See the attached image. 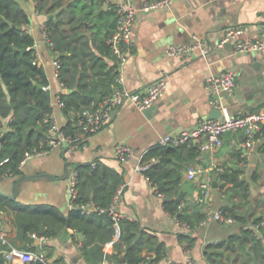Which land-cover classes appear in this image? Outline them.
I'll return each instance as SVG.
<instances>
[{"label": "crops", "instance_id": "1", "mask_svg": "<svg viewBox=\"0 0 264 264\" xmlns=\"http://www.w3.org/2000/svg\"><path fill=\"white\" fill-rule=\"evenodd\" d=\"M18 1L29 14L30 20L25 27L34 37V48L40 57L39 65L44 68L51 85L52 114L62 126L69 119L79 117L80 112L70 110L64 113L58 105L60 93L73 89L64 87L56 76L54 60L57 54L43 35L45 20L54 13L38 11L35 0ZM63 1L66 3L69 0ZM118 1L122 0H103L100 5L106 9ZM123 1L136 8L132 42L126 47L125 60L119 65L123 85L130 91L140 92L156 78L165 76L168 84L164 95L150 106L151 109L139 110L130 102L118 106L113 110L110 121L86 137L82 146L71 148L61 144L51 147L45 154L30 157L20 166V173L0 178V192L12 194L16 177L31 175V178L19 183L14 199L23 204H50L67 214L70 209V173L78 164L100 160L119 171L125 184L115 205V212L138 224L135 239L141 235L146 239L153 235L160 251L159 259L153 264L183 261L187 256L193 257L195 264H215L205 254L207 245L226 241L232 234L249 238L242 233L244 226L251 227L254 233L259 234L258 223H253V219H264V141L256 144L244 165L240 163V143L244 139L241 130L225 133L219 148L200 152L193 159L185 158L186 148L177 150L176 155H165L169 157L165 163L182 166V185L194 181L193 192H183L186 194L182 200L184 205L188 204L193 210L194 204L200 202L204 212L208 205L215 210L226 205L233 206L246 218L243 221L235 219L230 223H219L212 220L203 224L200 221L194 228L186 226L185 222L175 218L166 209L164 196L156 193L153 184L144 171L137 169V165L145 153L158 145L160 137L194 128L205 117L220 118V109L212 102L214 98L232 115L264 110V48L236 52L233 41L217 46L224 30L230 26H242L244 36L259 37L264 25V0H173L169 5L149 11L141 9L145 0ZM193 36L210 43L212 48L207 55L194 51L170 56L165 52L167 45L188 42ZM105 59L115 65L109 57ZM226 69L236 73L233 91L212 94L206 88V80ZM88 71L90 78L95 76L90 68ZM3 124L6 129L8 120L5 119ZM117 142L133 148L134 155L130 160L123 161L114 155L113 147ZM191 143L196 145L194 141ZM198 164L207 170L194 179H188L187 169ZM66 169L68 175L65 176ZM232 169L238 170L239 176L248 184L244 197H241V190L231 188L232 184L224 182L220 176L222 172L230 173ZM206 180H210V192L202 200L204 191L201 182ZM0 233L18 248L29 250L23 245L33 246L34 249L29 251L41 252L49 262L60 259L64 264H90L84 258L81 247L84 235L72 227H65L51 237L32 234L31 240L24 242L17 238L13 213L1 211ZM182 235L186 238H181ZM123 247L124 244L120 250L122 253ZM103 250L111 253L114 250L113 240H107ZM141 253L148 260L156 256V250L149 249L147 244ZM226 253L234 254V251L225 250L224 256ZM8 263L27 262L14 259ZM101 263L114 264L107 258Z\"/></svg>", "mask_w": 264, "mask_h": 264}, {"label": "trees", "instance_id": "2", "mask_svg": "<svg viewBox=\"0 0 264 264\" xmlns=\"http://www.w3.org/2000/svg\"><path fill=\"white\" fill-rule=\"evenodd\" d=\"M35 1L38 11L54 13L45 20L43 27L60 61L58 79L64 87L73 89L60 93L61 110L64 113L81 112L85 107L96 106L111 92L117 75L116 66L105 59L109 57L113 63L117 59L108 42L116 27V3L103 9L100 5L103 0ZM29 20L28 12L18 0H0V128H4L3 122L8 120L5 137L0 142V178L20 173L19 161L26 150L47 146L50 122L46 118L52 112V106L50 92L43 86L49 82L44 68L33 62L35 40L25 27ZM88 68L95 76L90 78ZM78 120L79 117L69 119L61 126L62 130L71 135L79 133ZM183 148H186V159H193L200 153L197 145L192 143L173 147L156 145L142 158V161L152 156L158 158L144 173L164 197L175 196L181 188L182 166L165 163L159 157L175 154ZM75 170L77 192L70 199L67 214L50 204H23L0 192V212L13 213L17 238L29 242L32 234L56 236L69 226L84 235L81 247L90 264H100L105 258L114 264H153L157 261L160 251L153 235L135 239L138 224L120 216L115 219L117 213L110 210L114 193L123 182L121 173L100 160L78 164ZM220 176L224 182L232 184L231 188L241 190V197L246 196L248 184L239 176L238 170L224 171ZM185 195L164 199V206L175 218L194 228L204 219L205 212L201 210L200 202L194 204L193 210L188 204L180 208ZM81 205H93V209L86 213ZM222 211L237 220L246 219L233 206L226 205ZM260 221L261 217L253 219L255 224ZM258 228L259 234H256L251 227H242V233L250 239L232 234L226 241L207 245L206 256L215 264H264V225ZM107 240H113L111 253L103 250ZM122 244L124 253L120 251ZM146 244L149 249L156 250V256L149 260L141 253ZM2 246L5 245H0V249ZM23 247L34 249L27 244ZM225 250L234 251V254L224 256ZM26 262L45 264L40 259ZM0 264H10L2 253ZM54 264L64 263L56 259Z\"/></svg>", "mask_w": 264, "mask_h": 264}, {"label": "built area", "instance_id": "3", "mask_svg": "<svg viewBox=\"0 0 264 264\" xmlns=\"http://www.w3.org/2000/svg\"><path fill=\"white\" fill-rule=\"evenodd\" d=\"M173 0H145L142 3L141 9L149 11L157 9L166 5H169ZM116 27L113 33L108 37V42L114 54H116V69L117 75L115 83L111 92L106 95L96 106L85 107L82 109L79 115L78 123L80 125V132L71 135L66 134L59 123L54 118L52 112H50L46 118L49 121L48 127V140L45 148H33L26 150L23 157L19 161V167L24 165L28 159L32 156L45 154L51 147L66 144L71 148L82 146L86 137L90 134L98 131L103 125L108 123L111 119L112 112L118 106L130 102L134 107L139 110H144L150 107L158 98L162 97L166 91L168 81L165 76H160L149 83L143 91L134 92L130 91L123 85V76L119 70V65L126 58V47L132 42V32L135 25L136 8L127 1H118L116 3ZM43 35L48 41L47 32L42 27ZM233 41L234 51L236 52H251L259 51L264 48V25L261 27L259 37L244 36V28L242 26H230L227 27L219 41L217 46H223L225 43ZM51 45V43L49 42ZM212 46L206 39H201L193 36L188 42L169 44L165 48V52L170 56H178L184 53L198 52L200 55H207L211 51ZM39 55L36 53L33 62L39 64ZM56 68V76L58 77V68L60 61L56 57L54 60ZM236 73L232 69L223 70L217 74L211 75L206 80V88L212 94H220L222 92L231 93L235 86ZM44 89L50 90L51 85L47 83L43 86ZM214 105L220 109V118L205 117L200 119L197 125L191 129H183L178 133L172 135H165L158 139V145L161 146H180L189 144L194 141L197 145L199 152L212 151L219 148L223 142V136L226 131H238L241 130L244 134V139L240 143V163L244 165L248 154L254 150L256 144L264 141V110L250 111L241 115H232L228 112L227 108L219 103L214 98L212 100ZM58 105H62L58 97ZM5 128H0V135ZM113 153L116 157L123 161L130 160L134 155L133 148L123 142H117L113 147ZM6 160V159H4ZM158 160L156 156H152L149 160L142 161L137 165V169L144 171L151 163ZM3 162V161H1ZM207 168L203 165H193L186 171L188 179H194V177L204 171ZM76 170H73L68 177V192L70 199L75 196L77 189L75 187L76 182ZM210 180L202 181L201 187L204 191L202 200L206 199V196L210 192ZM156 193L163 196V193L158 190L157 185L153 184ZM125 184L122 182L118 185L116 192L114 193L110 210L116 213L114 208L119 200ZM184 201H181L179 206L182 207ZM88 205H81L82 211L88 213L90 208ZM119 215L114 214V218L118 219ZM217 221L219 223H230L235 220L231 215L225 214L222 209H213L210 205L205 210L204 219L201 224L208 221ZM188 226L187 223H184ZM117 225V223H116ZM264 225V219H262L256 226ZM0 243L5 245L2 249V253L6 261L18 260L25 262L31 259H40L45 264H54L49 262L47 258L38 251H29L18 248L12 245L8 237L0 233ZM148 259V258H147ZM104 264V263H101ZM167 264H195V259L191 256H187L183 261H171Z\"/></svg>", "mask_w": 264, "mask_h": 264}, {"label": "water", "instance_id": "4", "mask_svg": "<svg viewBox=\"0 0 264 264\" xmlns=\"http://www.w3.org/2000/svg\"><path fill=\"white\" fill-rule=\"evenodd\" d=\"M148 109H151L150 107H148ZM230 131H226L225 133H229ZM5 131L2 133L1 137H0V142L3 140V138L5 137ZM169 157H165V156H161L160 157V160L161 161H166ZM68 175V169H66V174L65 176ZM64 176V177H65ZM29 178H31V175H20L18 177H16V179L14 180V183H13V193L10 194V195H7L11 198H14L16 197L17 193H18V189H19V183L21 181H24V180H28ZM194 181L191 180L189 181L188 183L182 185V187L178 190L177 194L175 196H166L164 197V199L166 200H170V199H173L175 198L176 196H180L183 192H188V193H192L193 192V189H192V185H193ZM4 194V193H3ZM68 199H70V194H68ZM88 208L90 209H93V205H88L87 206ZM249 239V238H248Z\"/></svg>", "mask_w": 264, "mask_h": 264}, {"label": "rangeland", "instance_id": "5", "mask_svg": "<svg viewBox=\"0 0 264 264\" xmlns=\"http://www.w3.org/2000/svg\"><path fill=\"white\" fill-rule=\"evenodd\" d=\"M0 185H1V182H0ZM35 200H38V198H36Z\"/></svg>", "mask_w": 264, "mask_h": 264}]
</instances>
